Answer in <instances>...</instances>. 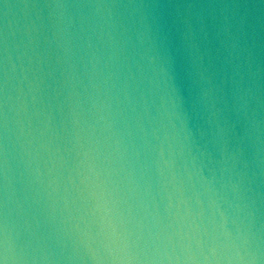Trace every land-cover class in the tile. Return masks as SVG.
<instances>
[{"label":"water","instance_id":"obj_1","mask_svg":"<svg viewBox=\"0 0 264 264\" xmlns=\"http://www.w3.org/2000/svg\"><path fill=\"white\" fill-rule=\"evenodd\" d=\"M0 264H264V0H0Z\"/></svg>","mask_w":264,"mask_h":264}]
</instances>
